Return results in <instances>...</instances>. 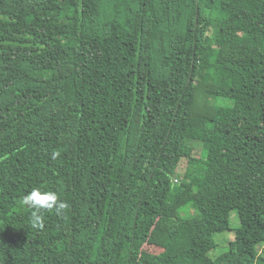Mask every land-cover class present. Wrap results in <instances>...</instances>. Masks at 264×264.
I'll list each match as a JSON object with an SVG mask.
<instances>
[{"label":"trees","instance_id":"obj_1","mask_svg":"<svg viewBox=\"0 0 264 264\" xmlns=\"http://www.w3.org/2000/svg\"><path fill=\"white\" fill-rule=\"evenodd\" d=\"M0 264H264V0H0Z\"/></svg>","mask_w":264,"mask_h":264},{"label":"rangeland","instance_id":"obj_2","mask_svg":"<svg viewBox=\"0 0 264 264\" xmlns=\"http://www.w3.org/2000/svg\"><path fill=\"white\" fill-rule=\"evenodd\" d=\"M213 103L219 106H223L225 104H230L231 101L220 98L215 100ZM188 145L193 149V152L191 154L193 158H202L204 152L202 150V146L199 143H196L195 141H188ZM176 172L177 175L182 177L185 172H197V170L195 165L189 163V160L187 158H183ZM178 177H176L175 179L178 180ZM195 214L196 210L193 209L191 205H187L179 212V216L182 219H190ZM229 227L230 229L227 231L214 234L213 238L215 240V247L208 253V256L211 259H215L221 254L228 252L230 249L229 243L234 241L235 239V230L239 227V220L237 212L235 210L229 213ZM262 248V245L258 246V251H261ZM152 252L155 251L153 250Z\"/></svg>","mask_w":264,"mask_h":264},{"label":"clouds","instance_id":"obj_3","mask_svg":"<svg viewBox=\"0 0 264 264\" xmlns=\"http://www.w3.org/2000/svg\"><path fill=\"white\" fill-rule=\"evenodd\" d=\"M58 155V152H53L52 158L55 159ZM19 204L21 207L31 209V223L32 226L37 229H42L44 227L42 211L55 209V211L59 213L68 207L65 202L59 201L55 192L44 191L40 188H33L30 192L24 194Z\"/></svg>","mask_w":264,"mask_h":264}]
</instances>
